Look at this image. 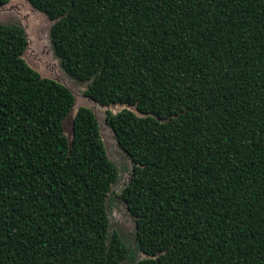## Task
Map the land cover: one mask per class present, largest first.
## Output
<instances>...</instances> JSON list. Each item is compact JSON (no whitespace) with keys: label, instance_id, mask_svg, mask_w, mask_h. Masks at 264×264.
<instances>
[{"label":"trees","instance_id":"1","mask_svg":"<svg viewBox=\"0 0 264 264\" xmlns=\"http://www.w3.org/2000/svg\"><path fill=\"white\" fill-rule=\"evenodd\" d=\"M9 0H0V5ZM132 164L116 178L93 113L0 24V264H264V0H25Z\"/></svg>","mask_w":264,"mask_h":264},{"label":"rangeland","instance_id":"2","mask_svg":"<svg viewBox=\"0 0 264 264\" xmlns=\"http://www.w3.org/2000/svg\"><path fill=\"white\" fill-rule=\"evenodd\" d=\"M0 24L22 28L25 33L26 47L21 58L25 64L41 77L51 79L64 86L73 95V106L63 122V133L67 138L70 137L71 120L77 108L83 107L93 113L105 154L116 171V178L110 186V199L106 206L108 231L109 233L115 232L125 244L132 254V262L145 259L146 256L138 252L134 246L133 223L127 214L124 203L118 197L120 190L129 179L132 164L118 148L113 133L104 123L107 112L115 114L121 109H127L136 114L135 111L132 107L118 104L102 107L89 100L83 93L86 84L69 79L59 67L58 61L52 53L48 39L51 23L24 0H10L6 5L0 6ZM122 264L125 263L122 262Z\"/></svg>","mask_w":264,"mask_h":264},{"label":"water","instance_id":"3","mask_svg":"<svg viewBox=\"0 0 264 264\" xmlns=\"http://www.w3.org/2000/svg\"><path fill=\"white\" fill-rule=\"evenodd\" d=\"M9 1H10V0H9ZM9 1H8V2H9ZM24 1H25V0H24ZM8 2H7V3H8ZM25 2H26V1H25ZM26 3H27V2H26ZM27 4H28V3H27ZM3 5H4V4H3ZM3 5H0V6H3ZM5 5H6V3H5ZM70 111H71V110H70ZM69 113H70V112H69ZM69 113H68V114H69ZM66 117H67V116H66ZM65 119H66V118H65Z\"/></svg>","mask_w":264,"mask_h":264}]
</instances>
